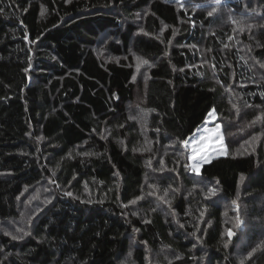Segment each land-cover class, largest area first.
Returning <instances> with one entry per match:
<instances>
[{"label":"trees","instance_id":"trees-1","mask_svg":"<svg viewBox=\"0 0 264 264\" xmlns=\"http://www.w3.org/2000/svg\"><path fill=\"white\" fill-rule=\"evenodd\" d=\"M262 65L264 0H0V264H264Z\"/></svg>","mask_w":264,"mask_h":264},{"label":"rangeland","instance_id":"rangeland-1","mask_svg":"<svg viewBox=\"0 0 264 264\" xmlns=\"http://www.w3.org/2000/svg\"><path fill=\"white\" fill-rule=\"evenodd\" d=\"M144 66L145 65L142 64L141 69H143ZM217 125H219L221 127V131H223L222 124L218 121V116L216 112H214V115L211 116L208 114L206 122L202 124L195 131V133L186 140L188 142V145L187 147H185L188 149L189 168L191 172H193L191 170V166L194 163V161L191 159L193 155L196 156L197 160H199L201 156H205L208 158L207 162H204L203 160L201 161L199 173L204 164L212 161L217 157L227 155L228 148L225 144V139L222 143L224 145V149H226V153L224 149L221 148V142L216 139ZM262 230L264 231V229Z\"/></svg>","mask_w":264,"mask_h":264},{"label":"snow or ice","instance_id":"snow-or-ice-1","mask_svg":"<svg viewBox=\"0 0 264 264\" xmlns=\"http://www.w3.org/2000/svg\"><path fill=\"white\" fill-rule=\"evenodd\" d=\"M214 3H215V5L218 6V5L221 4V0H214ZM182 6H183V5H182ZM213 11H215V8L213 9ZM42 14H43V13H42ZM208 14H209V16H211V15H212V12H209ZM138 60H139V58H138ZM140 62L143 63V64H147V63H148V61H146V60H143V61H140ZM262 67H264V65H262ZM234 107H235V105H234ZM214 111H215V110H213L212 112H210L209 115H210V116H211V115H214ZM257 119H259V117H258ZM253 123H255V122H253ZM216 133H217V135H216V139L219 140V141L221 142V148L224 149V145H223V143H222L223 140H224V133H223V131H221V127H220L219 125L216 126ZM184 143H185V146L187 147L188 142L185 141ZM224 151H225V153H226V149H224ZM191 159L194 161V163H193L192 166H191V170H192L193 172L197 173V174H199L200 163H201V161L203 160L204 162H207V160H208V158L205 157V156H201L200 159L197 160V158H196L195 155H193V156L191 157ZM212 191L214 192L215 190L213 189ZM67 194H68V195H71V193H67ZM138 199H141V198H138ZM161 199H163V197H161ZM131 203H135V201H132ZM233 234H234V233H233L231 230H229L228 233H227L228 238L231 239V237L233 236ZM13 239H16V237H13ZM225 246H227V244H225ZM249 255H251V253H250Z\"/></svg>","mask_w":264,"mask_h":264}]
</instances>
